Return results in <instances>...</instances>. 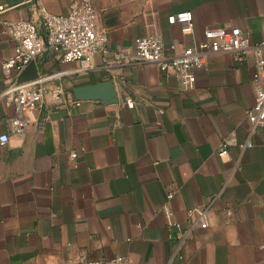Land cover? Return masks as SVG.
I'll use <instances>...</instances> for the list:
<instances>
[{
  "label": "crops",
  "instance_id": "obj_1",
  "mask_svg": "<svg viewBox=\"0 0 264 264\" xmlns=\"http://www.w3.org/2000/svg\"><path fill=\"white\" fill-rule=\"evenodd\" d=\"M70 2L0 0V30L3 21L39 22L40 8L66 14ZM92 2L110 51L133 52L142 36L189 45L222 26L264 44V0ZM185 10L191 33L167 21ZM15 52L0 34V63ZM35 66L56 74L65 96L79 103L44 110L42 130L30 124L22 138L11 134L0 146V264L117 256L128 264H264V132L250 136L245 117L254 102L252 52L239 61L207 56L192 90L152 63L106 70L100 54L89 69L50 51ZM260 77L264 83V68ZM3 87L0 65V94ZM11 113L0 95V133ZM225 138L235 143L220 157ZM247 140L253 146L241 150ZM164 205L187 231L182 241L166 224Z\"/></svg>",
  "mask_w": 264,
  "mask_h": 264
},
{
  "label": "built area",
  "instance_id": "obj_2",
  "mask_svg": "<svg viewBox=\"0 0 264 264\" xmlns=\"http://www.w3.org/2000/svg\"><path fill=\"white\" fill-rule=\"evenodd\" d=\"M5 9L0 5V12ZM40 20L28 19L1 22L0 34H5L16 44V52L2 60L3 90L1 97L12 113L5 120L8 131L0 133V146L6 144L11 134L22 138L25 128L33 124L40 131L43 129L48 115L41 117L44 110L59 103L69 102L78 105L79 100H70L65 96L64 86L58 81L56 74L47 73L36 67V75L31 79L18 80L22 70L31 62L36 65L45 52L59 55L63 63L80 62L82 69L92 68V58L101 55L102 66L106 70L114 67H130L143 63L154 64L161 73L177 78L182 90H192L195 85L194 72L204 67L205 59L212 54H231L239 61L248 52L255 57V72L252 85L254 102L245 111L248 122V134L264 132V83L261 73L264 68V44L252 43L240 28L215 27L206 28L201 41L189 45L172 42L165 45L154 36L137 37L134 40V51H110L104 29L97 26V12L92 0H71L66 14L57 15L39 10ZM169 23H178L183 33L193 30L192 12L189 10L170 14ZM127 107H133V100L125 98ZM37 111L33 121L26 112ZM232 138H225L219 145L217 154L227 155V146L234 144ZM242 150L253 146L250 140L238 144ZM174 194L170 190L166 194L169 200ZM163 212L166 224L180 232V241L187 236L179 224L172 220V212L164 205ZM70 264H128L125 257L117 256L108 261L79 259Z\"/></svg>",
  "mask_w": 264,
  "mask_h": 264
},
{
  "label": "water",
  "instance_id": "obj_3",
  "mask_svg": "<svg viewBox=\"0 0 264 264\" xmlns=\"http://www.w3.org/2000/svg\"><path fill=\"white\" fill-rule=\"evenodd\" d=\"M36 75V66L33 62L29 63L23 70L22 72L20 73L19 77H18V80H26V79H31L33 77H35ZM74 91V90H73ZM74 97L76 99H79L81 98L82 96L77 94L75 91H74Z\"/></svg>",
  "mask_w": 264,
  "mask_h": 264
}]
</instances>
